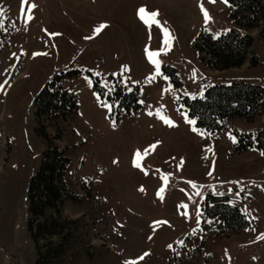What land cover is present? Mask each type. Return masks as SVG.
Returning a JSON list of instances; mask_svg holds the SVG:
<instances>
[{
	"label": "rangeland",
	"instance_id": "obj_1",
	"mask_svg": "<svg viewBox=\"0 0 264 264\" xmlns=\"http://www.w3.org/2000/svg\"><path fill=\"white\" fill-rule=\"evenodd\" d=\"M217 1L0 0V264H35L28 185L47 145L35 130V97L73 69L82 73L62 85L77 93L78 110L48 128L52 136L62 130L56 142L68 148L65 181L76 195L61 211L78 220L77 256L69 264H264V156L233 150L235 131L257 135L264 112L253 121L225 119L222 131L209 133L189 123L179 103L214 84L264 86L259 29L246 30L258 65L216 73L200 62L193 41L201 30L215 37L239 30L231 7ZM141 7L156 16L141 19ZM148 51L157 53L159 71ZM164 63L177 70L181 87L165 79ZM86 70L108 92L118 74L139 85L138 113L117 123ZM207 194L229 196L251 224L216 238L209 218L202 230Z\"/></svg>",
	"mask_w": 264,
	"mask_h": 264
},
{
	"label": "trees",
	"instance_id": "obj_2",
	"mask_svg": "<svg viewBox=\"0 0 264 264\" xmlns=\"http://www.w3.org/2000/svg\"><path fill=\"white\" fill-rule=\"evenodd\" d=\"M230 7V18L245 32L230 29L215 37L201 30L193 41V46L201 63L214 71L239 68L249 61L251 66L260 60L254 48V37L246 30L258 28V38H264V0H226ZM163 74L174 87H181L182 82L177 70L162 64ZM80 69H73L57 74L47 82L35 97L36 133L47 142L40 156V163L31 176L28 185V221L27 229L34 243L35 264H69L77 256L75 232L78 220L63 216L62 205L66 199L75 200V193L70 191L65 177L70 166L68 148L57 144L62 136L59 128L55 135H50L48 128L56 126L58 120H66L74 115L79 107V98L75 91L65 88L62 81L79 75ZM93 79V89L101 100L112 106V115L119 123L122 115L138 113L140 87L127 85L119 74L112 76V90L101 84L98 76L86 70ZM187 116L195 121L198 129L210 133L220 132L225 119L243 117L253 121L264 112V86L236 81L230 84H214L205 88L203 97L179 99ZM236 142L233 150L240 153L248 148L258 149L264 155V127L257 135L250 132L235 131ZM215 219L214 236L228 237L251 224L241 209L229 202L227 195L207 194L200 204L201 229L210 226L207 219Z\"/></svg>",
	"mask_w": 264,
	"mask_h": 264
},
{
	"label": "snow or ice",
	"instance_id": "obj_3",
	"mask_svg": "<svg viewBox=\"0 0 264 264\" xmlns=\"http://www.w3.org/2000/svg\"><path fill=\"white\" fill-rule=\"evenodd\" d=\"M225 2H226V0H225ZM30 7H31V6H30ZM200 9H201V12L203 13L205 23H207V21L210 19L208 13H207V11L204 9L203 5H200ZM138 15H140L141 19H145L146 16H148V17H155V16H156V13H155V12H151V13H147V14H146V13H145V9H144L143 7H141V8L138 9ZM103 26H104V25H102V24L99 25V26L97 27L96 31H98L99 28H101V27H103ZM165 31H166V30H165ZM166 40H167V41H170V40H171V37H170V36L166 37ZM34 55H35V53H34ZM156 55H157V53H156L155 51H148V52H147L148 59H149L150 61H152V63L155 64V65L157 66V71H159V62H158L156 59H154V58L156 57ZM193 74H195V70H193ZM165 79H167V77H165ZM149 114H151V113H149ZM162 118L164 119V122H165V123H170V121H169L166 117H162ZM189 123L194 124L195 121H194V120H189ZM193 130H194V131L196 130L195 127L193 128ZM228 134H229V137H230V138L234 139V137H232V135H231V132H229ZM157 143H158V142H157ZM150 147H151V146H150Z\"/></svg>",
	"mask_w": 264,
	"mask_h": 264
},
{
	"label": "crops",
	"instance_id": "obj_4",
	"mask_svg": "<svg viewBox=\"0 0 264 264\" xmlns=\"http://www.w3.org/2000/svg\"><path fill=\"white\" fill-rule=\"evenodd\" d=\"M217 2H219L220 3V5L224 8V7H229V4H228V2H225V0H218ZM225 10H226V8H225ZM228 8H227V12H228ZM256 29H258V28H256ZM241 29L239 28V31H240ZM243 31V30H242ZM251 33V32H250ZM254 43H255V41H254ZM248 64H250L249 63V61H247L246 63H244L241 67H244V66H247ZM251 66V65H250ZM241 67H239V68H241ZM210 70V69H209ZM212 71V70H211ZM214 71V70H213ZM225 71V70H224ZM214 72H221V71H214ZM253 152V154L255 155V156H259V155H263L260 151H258V149H255L254 150V148H250V149H247L246 151H243V152H241L240 154H244V153H247V152ZM264 156V155H263Z\"/></svg>",
	"mask_w": 264,
	"mask_h": 264
}]
</instances>
